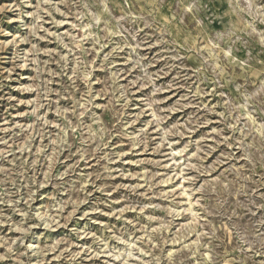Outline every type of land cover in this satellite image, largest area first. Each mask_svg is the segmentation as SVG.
<instances>
[{"label":"rangeland","instance_id":"rangeland-1","mask_svg":"<svg viewBox=\"0 0 264 264\" xmlns=\"http://www.w3.org/2000/svg\"><path fill=\"white\" fill-rule=\"evenodd\" d=\"M0 264H264V0H0Z\"/></svg>","mask_w":264,"mask_h":264}]
</instances>
